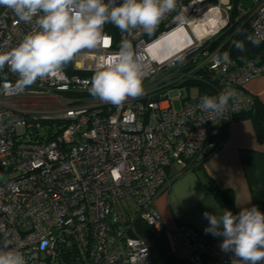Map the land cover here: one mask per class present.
Listing matches in <instances>:
<instances>
[{"label":"built area","instance_id":"2783aa9c","mask_svg":"<svg viewBox=\"0 0 264 264\" xmlns=\"http://www.w3.org/2000/svg\"><path fill=\"white\" fill-rule=\"evenodd\" d=\"M233 10V0H176L151 34L106 23L95 48L28 86L7 63L0 66V243L6 249L22 253L26 264H155L138 223L152 233L164 229L154 202L170 184L168 168L193 167L215 146L214 131L256 104L245 85L264 77V54L238 64L224 48L235 35L221 39ZM249 13L250 37L264 44V0ZM34 27L35 18L19 21L0 4V55ZM175 34L172 48L158 45ZM125 44L141 59L143 92L119 105L102 102L88 91L90 78ZM205 77L211 96L235 90L223 115L200 106ZM190 86L199 95L183 98L180 89ZM222 240L185 225L171 232L175 257L189 264H232Z\"/></svg>","mask_w":264,"mask_h":264},{"label":"clouds","instance_id":"9594fccd","mask_svg":"<svg viewBox=\"0 0 264 264\" xmlns=\"http://www.w3.org/2000/svg\"><path fill=\"white\" fill-rule=\"evenodd\" d=\"M18 17L36 27L9 52L0 55V66L7 63L28 86L37 79L50 76L74 60L85 49L95 48L102 39V27L112 23L123 32L141 29L151 34L161 19L176 6V0H0ZM258 42V41H254ZM235 46L243 49L242 41ZM228 60V54L222 57ZM141 59L130 44H125L110 62L101 64L90 78L91 95L102 102L119 105L127 97L143 92ZM235 90L226 88L219 96L201 97V108L217 116L223 115ZM206 233L223 237L224 252L234 254L232 264H264V213L256 206L212 214ZM0 243V264H26L22 253Z\"/></svg>","mask_w":264,"mask_h":264},{"label":"crops","instance_id":"0c3cea01","mask_svg":"<svg viewBox=\"0 0 264 264\" xmlns=\"http://www.w3.org/2000/svg\"><path fill=\"white\" fill-rule=\"evenodd\" d=\"M256 1L243 12L239 9V13L249 18ZM245 88L264 104V77L250 80ZM211 141L219 146L218 150L201 164L199 157L196 168V164L187 169L177 163L170 165V184L154 202L170 243L171 232L183 225L198 229L207 238H219L205 232L209 222L203 214L223 212L205 185L209 177L234 194L237 213L253 205L264 213V144L258 140L252 119L237 116L231 124H222Z\"/></svg>","mask_w":264,"mask_h":264},{"label":"trees","instance_id":"16d2710c","mask_svg":"<svg viewBox=\"0 0 264 264\" xmlns=\"http://www.w3.org/2000/svg\"><path fill=\"white\" fill-rule=\"evenodd\" d=\"M239 1L240 0H233L234 3L233 16L237 15L238 13ZM245 19L246 16L241 18L240 21L238 20L236 21L234 19L231 22V26H234L235 24L238 25L239 23H243ZM249 25L250 22H247L243 26L242 30L239 33L235 34L232 40H230V42H228V44L224 47L225 49L230 50L231 56L237 61L238 64H241L248 59H255L257 61H261L264 54V44L254 42L251 39ZM229 31L230 32L225 33L227 36L230 35V33H232L231 32L232 30ZM235 41H242L244 44L243 49L237 48L234 44ZM206 84H208L207 77L202 79V83L199 84L200 86L199 88L201 91L206 92L207 90ZM204 95L211 96L208 90ZM157 98H159V96ZM237 116L250 117L252 119L258 140L261 144H264V104L256 100V104L253 107V109L247 112L237 114L234 117V119ZM218 148L219 146H214L205 156L201 157L199 161L200 164L203 163L205 160H207L209 157H211L218 150ZM196 167H197V162L195 168ZM205 185L208 188V190H210V192L213 194L214 198L219 203L223 211L226 209V210H230L234 215L237 214L235 207V196L232 192L218 187L215 181L210 177L205 182ZM138 229L141 235L154 242L158 250V257L155 259L156 260L155 264H189L187 261L180 260L175 257L172 245L169 241L166 231L152 233L150 232L149 228L145 226L144 223L141 222L138 223Z\"/></svg>","mask_w":264,"mask_h":264},{"label":"rangeland","instance_id":"374dc122","mask_svg":"<svg viewBox=\"0 0 264 264\" xmlns=\"http://www.w3.org/2000/svg\"><path fill=\"white\" fill-rule=\"evenodd\" d=\"M253 2H254V0H240V1H239V6H240L239 9H240V11L243 12L245 9L250 8V7L253 5ZM237 18H238V19H237ZM234 19H235V20L237 19L238 21L241 20V19L238 17V14L235 15V16H233V20H234ZM237 20H236V21H237ZM247 22H250V21L247 20V18H246L245 21H243V23H239L238 25L235 24L234 26H231L230 30L234 31L235 34H237V33H239V32L242 30L243 26H244ZM236 25H237V26H236ZM228 27H229V26H228ZM236 30H237V31H236ZM232 31H231V32H232ZM243 31H244V29H243ZM228 32H230L229 29L227 30L226 33H228ZM234 32H233V33H234ZM225 36H226V34H224V35L221 37V39H225ZM226 38H227V36H226ZM153 84H154V83H153ZM153 86H154V89H155V87H158V86H156V84H154ZM180 92H181V95H182L183 98H184V97H187V96L195 97V96H198V95H199V88L196 87V86L185 87V88L180 89ZM174 104H175V107H176L177 109H179V108L181 107V100L178 99V98H176V99L174 100ZM150 250H151V253H152V255H153V258L156 259L157 256H158V250H157V248H156V246H155V244H154V242H153L152 240H150Z\"/></svg>","mask_w":264,"mask_h":264},{"label":"bare ground","instance_id":"6f19581e","mask_svg":"<svg viewBox=\"0 0 264 264\" xmlns=\"http://www.w3.org/2000/svg\"><path fill=\"white\" fill-rule=\"evenodd\" d=\"M201 23H204V22H201ZM202 27H200V26H197L196 27V29H197V31L198 32H201L202 30H199V29H201ZM178 34V33H177ZM177 34H175V35H173L172 37H169V38H167V39H165V40H163L161 43H159L158 45L159 46H162V45H167V44H169V46H170V43L174 40L173 39V37L174 36H177ZM185 35V38H183V39H189L188 38V35H187V33H185L184 34ZM173 46H170V47H168V48H172ZM176 50V49H175ZM167 54V53H166Z\"/></svg>","mask_w":264,"mask_h":264}]
</instances>
